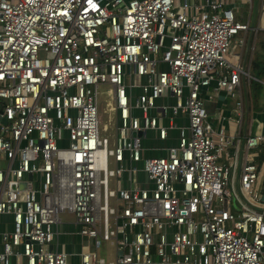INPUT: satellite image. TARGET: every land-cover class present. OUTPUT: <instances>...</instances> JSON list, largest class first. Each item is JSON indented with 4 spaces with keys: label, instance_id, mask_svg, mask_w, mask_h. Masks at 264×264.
<instances>
[{
    "label": "built area",
    "instance_id": "obj_1",
    "mask_svg": "<svg viewBox=\"0 0 264 264\" xmlns=\"http://www.w3.org/2000/svg\"><path fill=\"white\" fill-rule=\"evenodd\" d=\"M253 4L0 0V219L11 220L0 264H264V133L244 131L241 97L214 127L201 96L212 83L239 94L249 26L238 13ZM173 130L165 156L146 155L148 133ZM64 213L89 241L74 255L57 244ZM101 241L113 261L97 257Z\"/></svg>",
    "mask_w": 264,
    "mask_h": 264
},
{
    "label": "crops",
    "instance_id": "obj_2",
    "mask_svg": "<svg viewBox=\"0 0 264 264\" xmlns=\"http://www.w3.org/2000/svg\"><path fill=\"white\" fill-rule=\"evenodd\" d=\"M257 1H254L253 7L251 11L247 10L244 11V7L240 9L238 13V18L242 21H247L249 30L246 33H241L244 36V47L242 48L241 53V65L247 77H245L242 81L241 88L239 90V94L237 97L236 95L228 96L223 92H219L215 89V83H212L206 91L202 92V98L204 99L205 108L212 118L214 127L218 125H223L224 127H228L227 121L228 118L232 117V111L235 108V104L239 97H241L243 102V86L244 82L247 80L250 81L254 80L255 78L252 75L251 67L254 59L257 57V49L260 48L263 50L264 47V31L261 30L259 27V13L258 16H255V11L257 6H255ZM254 8V13H252ZM258 37V40L255 41V38ZM173 100L171 98H165L157 101L158 105H171ZM246 112V113H245ZM151 115H154L155 112L152 110L150 112ZM165 125L167 124V120L164 121ZM175 123L179 126L186 125V120L184 117H177L175 119ZM242 126L244 131L253 133V128L255 127L256 133L262 132L264 133V113L259 114L255 112L247 113L243 109V119H242ZM177 143V131H169L168 137L164 141H159L156 139L153 133H148L147 137L143 140V146L148 148L146 155L152 157H163L165 156L164 149L167 147L175 146ZM1 164L3 162L0 161ZM10 218L4 217L0 219V230L10 229ZM61 235L57 239V244L59 247L61 245L64 246V249L69 254H76L81 251V248L88 243L89 241L78 236L76 234L77 227L75 222L63 223L60 227ZM56 248L55 244L54 247ZM73 261H77L76 258Z\"/></svg>",
    "mask_w": 264,
    "mask_h": 264
},
{
    "label": "rangeland",
    "instance_id": "obj_3",
    "mask_svg": "<svg viewBox=\"0 0 264 264\" xmlns=\"http://www.w3.org/2000/svg\"><path fill=\"white\" fill-rule=\"evenodd\" d=\"M243 7H244L243 8L244 11L247 10V7L245 5ZM252 13H254V8H253ZM258 13H259V9L256 8L255 16H258ZM262 18L261 17L259 18L260 22L262 21ZM260 25H262V22L260 23ZM257 40H258V37L255 38V41ZM257 55H260V56L263 55L262 49L260 48L257 49ZM234 95H236L235 97H237L238 93L234 92ZM242 97H243L244 111H247V113L252 112L251 88H250V83L247 80L244 82ZM261 102H264V99H261ZM96 104H97V113H98V120H99V136L109 138L111 134L113 133V130L115 127L114 109L112 106V100L110 96L109 87L99 86L97 88ZM252 131L254 134L256 133L255 127L253 128ZM3 165L4 164L0 163V168H2ZM109 169H112L111 164H109ZM109 187L113 189L112 179L109 180ZM118 188H121L120 184ZM109 203L111 205L113 204V201L109 200ZM60 219L62 223H69V222L74 221L73 215L68 214V213L61 214ZM96 254L99 259H104L106 263H108L109 261H113L115 257L113 247L108 242H103V241H101V245L97 249Z\"/></svg>",
    "mask_w": 264,
    "mask_h": 264
},
{
    "label": "trees",
    "instance_id": "obj_4",
    "mask_svg": "<svg viewBox=\"0 0 264 264\" xmlns=\"http://www.w3.org/2000/svg\"><path fill=\"white\" fill-rule=\"evenodd\" d=\"M264 45V44H263ZM263 55H257L254 59L251 67L252 75L255 78L250 81L251 88V97H252V111L255 113L263 114L264 113V102H261V99H264V47ZM258 162L264 160V145L260 146L258 149ZM264 187V180H263Z\"/></svg>",
    "mask_w": 264,
    "mask_h": 264
},
{
    "label": "water",
    "instance_id": "obj_5",
    "mask_svg": "<svg viewBox=\"0 0 264 264\" xmlns=\"http://www.w3.org/2000/svg\"><path fill=\"white\" fill-rule=\"evenodd\" d=\"M0 123L1 124H5L6 123L5 119L4 118H0ZM31 178H32L31 175H28V179L30 180ZM19 187L21 189H24V184L23 183L20 184ZM11 188H14V185H12ZM120 255H121V253H118V256H120Z\"/></svg>",
    "mask_w": 264,
    "mask_h": 264
}]
</instances>
